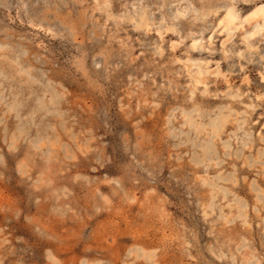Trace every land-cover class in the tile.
I'll return each mask as SVG.
<instances>
[{"label":"rangeland","instance_id":"rangeland-1","mask_svg":"<svg viewBox=\"0 0 264 264\" xmlns=\"http://www.w3.org/2000/svg\"><path fill=\"white\" fill-rule=\"evenodd\" d=\"M260 5L0 0V264H264Z\"/></svg>","mask_w":264,"mask_h":264},{"label":"bare ground","instance_id":"bare-ground-1","mask_svg":"<svg viewBox=\"0 0 264 264\" xmlns=\"http://www.w3.org/2000/svg\"><path fill=\"white\" fill-rule=\"evenodd\" d=\"M232 8V7H231ZM235 10V9H234ZM236 11V10H235ZM200 12V11H199ZM246 18H244V19H246V21L247 22H250L251 20H258V19H262V18H264V6H262V5H260V6H256V8H254L253 10H251V12H249L248 13V15L246 14ZM238 17V16H237ZM241 17V16H240ZM245 17V16H244ZM222 18V17H221ZM236 15H235V13H234V11H231V10H228L227 11V13H226V15L224 16V18H223V21H222V24L224 25V29L226 30V28L228 29V31L230 32V30L229 29H231L230 27L232 26V25H234L235 24V22H236ZM239 19H241V18H239ZM238 19V20H239ZM239 22H241L240 20H239ZM262 22V21H261ZM243 23V22H242ZM254 23V22H253ZM258 23V22H257ZM238 24V23H237ZM244 24V23H243ZM248 24V23H247ZM259 24H260V22H259ZM258 24V25H259ZM263 24H264V22H263ZM147 25V24H146ZM239 25V24H238ZM245 25V24H244ZM220 26V25H219ZM243 26V25H242ZM148 27V26H147ZM236 27V26H235ZM264 27V26H263ZM242 29H244V28H242ZM255 29V28H254ZM224 31V30H223ZM256 31V30H255ZM254 32V31H253ZM257 32V31H256ZM259 32H260V30H259ZM228 34V33H227ZM233 35V34H232ZM253 35V34H252ZM249 36H251V35H249ZM229 37V36H228ZM227 37V38H228ZM252 37V36H251ZM194 39V38H193ZM209 39V38H208ZM198 41V40H197ZM197 44V42H194L193 43V47L195 46ZM200 44V43H199ZM198 45V44H197ZM211 46V45H210ZM192 47V48H193ZM204 47V46H203ZM193 62V61H192ZM199 64V63H198ZM201 65V64H200ZM199 66V65H198ZM203 67V66H202ZM196 72V71H195ZM200 72H202V71H200ZM204 73V72H203ZM203 77V76H202ZM199 78H201V76L199 77ZM201 80H202V78H201Z\"/></svg>","mask_w":264,"mask_h":264}]
</instances>
